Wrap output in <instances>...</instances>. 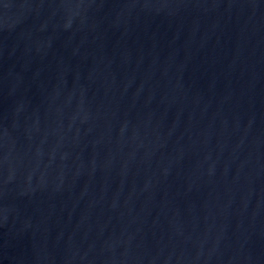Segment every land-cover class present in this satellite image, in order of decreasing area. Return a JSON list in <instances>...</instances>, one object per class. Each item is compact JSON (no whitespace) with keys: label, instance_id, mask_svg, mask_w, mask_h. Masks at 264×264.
Here are the masks:
<instances>
[{"label":"water","instance_id":"obj_1","mask_svg":"<svg viewBox=\"0 0 264 264\" xmlns=\"http://www.w3.org/2000/svg\"><path fill=\"white\" fill-rule=\"evenodd\" d=\"M0 264H264V0H0Z\"/></svg>","mask_w":264,"mask_h":264}]
</instances>
